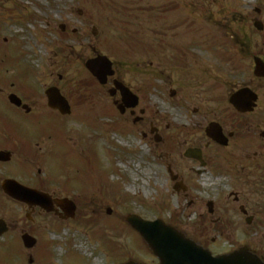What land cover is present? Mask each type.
<instances>
[{
  "label": "rangeland",
  "instance_id": "1",
  "mask_svg": "<svg viewBox=\"0 0 264 264\" xmlns=\"http://www.w3.org/2000/svg\"><path fill=\"white\" fill-rule=\"evenodd\" d=\"M158 1L159 4L161 1L164 2V4H161L160 10L153 9V2H156L154 0H12L11 3H8L7 0H0V40L3 41V37H5L7 38L6 45L15 44L17 47L22 48L26 54L27 52L33 53V56H36L37 65H41L43 68L47 64H55L57 61L69 66L62 74L64 80H69V82L60 81V88L63 89L67 100L72 103L73 113L71 115L73 119L75 118L81 122V119L87 117L86 120L88 121L84 123V125H87L94 120L98 122L100 117L103 119L105 113H108L104 111V109H108L104 108V105L109 104L108 100L101 101L97 99L101 104L99 107V103L94 100L95 98L92 95L93 91L95 93L96 88L83 67L84 61L90 56L89 47L93 46L98 52L111 55L116 64L122 67L121 64L124 63L123 37L126 35L132 39H138L136 31L140 30L143 32L145 39L156 38V36L160 38V35L155 32L163 33L167 30V23L160 20L164 14L169 15L166 20L170 24L173 20L179 21L178 25L167 26L176 32L191 28L196 23L194 17L198 20V23L202 22L201 17L203 14L215 11L220 6L225 8L221 17L226 18L228 16L234 20L231 8H235L233 13L234 10L239 9L247 18V22L242 23L246 27L252 12L249 5L257 3V0H244L240 6H233L227 0ZM179 6L182 9L180 12H178ZM115 7L117 8L114 9ZM78 8L81 9L82 15L77 13ZM184 12L189 15L188 18L191 19V23H180ZM29 14L33 15L34 21L26 25L18 23V21L22 22L21 19ZM159 15L161 16L159 17ZM60 24L66 25L63 33L59 29ZM210 25L211 27L216 26L211 23ZM93 27L97 30L96 36L91 34ZM230 27L231 24L228 28ZM218 28L219 26H216V31L220 32ZM222 28L224 31L227 29L226 25ZM248 28L251 32L250 25L247 26ZM191 30L197 33L202 32V29H198L196 24ZM174 35L177 37L186 36L185 33L181 35L173 33ZM189 36L192 35L189 34ZM195 37L198 38V35ZM245 41L248 40L245 39ZM255 41L257 40H251L249 43ZM172 44L184 46L185 42L174 41ZM200 44L203 45V43ZM199 53H201V56L204 55L203 51ZM25 59L29 60L28 58ZM158 104L161 105V103ZM171 114L173 118H176L173 113ZM63 121L66 123V119H63ZM70 122L62 125L65 141L64 143L59 142L57 146L55 144L57 156L54 157L52 164L55 169L62 166L64 175L69 172L67 165H72L78 171L76 174L79 178L73 179L71 185L74 187L73 190H78L74 192L73 196H81L77 202L79 220L75 222V226L68 225V230L71 233L65 239L62 236L61 238L47 236V239L52 241L53 246L49 249L50 251L48 250V254L45 253L46 250H35L36 257H34V261L37 262L35 261L34 264H113L112 259H114V264H120L125 258L124 256L132 251L131 254L136 257L146 256L145 253L140 254L137 251L142 250L141 243L126 226L123 227L122 220H120L121 216L128 213L137 214L150 221L156 219L155 215H158V211L161 209L160 214L162 217L169 219L172 214L180 212V203L185 202L182 196L171 191L163 161L159 158L160 149H156L159 151L156 153L148 146V140L144 141L146 145V148L143 146L144 149L150 152L149 163L151 168L147 177L143 171L138 170V167L136 168L137 162L140 161L139 153L141 152L137 148V141L139 140L136 137H139L141 132L133 133V136L128 135L130 137L128 142L115 135L112 140V137L109 136L110 144L108 142H98L96 136L94 139L87 136L80 141L81 143L77 148L75 147L77 143H74L77 142L76 138L81 133V128L76 121ZM105 127L104 130L107 131ZM99 144L104 145L103 151L98 150ZM67 147L71 154L60 157L61 152ZM106 150L109 151L108 155ZM55 153L53 154L55 155ZM101 153L105 156L107 162L114 157L117 160H122L126 154H130V159L136 162V164L133 162V172L120 167L118 171L122 175L112 176L113 173L109 167L104 171L106 165L101 159ZM83 157L84 159H82ZM81 166L84 167V172ZM57 172L60 171L57 170ZM72 172L71 168L70 174ZM102 173L105 175L103 176ZM94 174L95 177L93 178L92 175ZM110 180L114 183L113 188L112 184L108 183ZM81 183L85 184L82 185ZM85 185L86 189L84 188ZM98 186L103 193L95 191ZM90 188H92V194L88 192ZM102 196L110 200L105 201ZM88 201L92 202L89 203ZM96 203L100 205L96 207V210H102V212L101 217H99L101 219L97 220L99 224L93 226V224L87 222L84 212L90 211L91 206ZM185 205L187 206V204ZM107 208L112 209L111 216L105 215ZM93 217L89 215L88 219ZM179 218L185 222L187 221L183 217V212H180ZM193 219L194 217L191 218V221ZM188 221L190 220L188 219ZM95 228H98L96 231H101H98V235L102 234V237L110 236L116 239L117 237L121 238L119 237L121 235L124 236L125 240L119 243L121 244L119 247L115 246V243H108L105 247L100 237H96ZM72 234L76 238L73 242ZM81 241L84 243L80 245L79 242ZM8 242L11 246L14 241ZM209 242L210 240L207 241V243ZM10 250L16 264H28L27 257L29 253H26V255L23 253L24 258L22 255L18 257L20 251L17 246H13ZM6 262H8V259L3 257L2 263L8 264ZM14 262H9V264H15Z\"/></svg>",
  "mask_w": 264,
  "mask_h": 264
},
{
  "label": "flooded vegetation",
  "instance_id": "2",
  "mask_svg": "<svg viewBox=\"0 0 264 264\" xmlns=\"http://www.w3.org/2000/svg\"><path fill=\"white\" fill-rule=\"evenodd\" d=\"M164 55L167 57L157 59L161 67V70L158 71L159 77H166L162 79L164 87L167 91L175 92V99L179 94L188 97L180 100L177 104L181 106L193 105L195 114L198 115L201 112L203 118L197 125L200 139L195 147L201 151L204 166L200 167V163L197 162L194 164L198 168V176H204L207 168L216 173L210 176L211 178H215L217 175L221 178L216 199L220 225L215 231V235L220 236L239 225L233 217L237 210L235 200L226 197L225 190L232 192L234 187L239 188V193L237 191L234 193L237 194V199L245 209L250 205V197L253 194H264V135L261 133L264 131V108L259 107V104L264 105V80H250V82H240L228 86L221 82L224 79L220 74L219 77H213L206 81L211 71L216 72V65L208 63L207 68L199 72L198 66L189 65L192 62H184L177 59L176 55L171 57L165 52L161 54L162 57ZM20 78L22 81H26L24 77ZM13 81L14 83L4 87L0 85V151L10 154L8 161L0 162V203L23 209V212L26 213V208L11 198H7L1 187L2 183L9 179L23 185L22 170L25 166L23 155H20L22 147L19 144L18 128L23 125L27 126L29 121L20 119L23 114L21 109H16V106L13 107L8 102L10 96H19L16 88L18 81L14 77ZM0 82L3 80L0 79ZM177 82L179 85L176 84ZM193 85H196L195 88H199V90L193 93L183 92ZM240 88L252 89L257 93V102L259 103L252 114L237 115L235 113L233 115L234 112L232 113L228 108L227 100L230 93ZM22 91L28 92L27 95L31 98L21 100L26 106L29 105L30 110L31 108L35 110L38 103L43 104L42 91L37 93L29 89H22ZM210 122L219 125L226 137L229 136L228 134L232 135V138L228 140V147L225 148L228 156H224L218 148L219 146L202 136ZM34 163L35 160H30L29 165H34ZM40 190H43V187ZM43 191L48 193L46 190ZM48 194L52 199H59L54 193ZM34 213L41 215L37 210ZM47 217L58 219L53 215ZM13 220L11 230L18 234L29 231L27 222H18L14 217ZM258 224L261 229L264 228L263 222Z\"/></svg>",
  "mask_w": 264,
  "mask_h": 264
},
{
  "label": "water",
  "instance_id": "3",
  "mask_svg": "<svg viewBox=\"0 0 264 264\" xmlns=\"http://www.w3.org/2000/svg\"><path fill=\"white\" fill-rule=\"evenodd\" d=\"M158 224H142L138 225V231L141 234L145 235L148 240L149 245L156 251L158 255L162 254H173L177 250L180 249V245L178 244V238L174 235H170L165 233L164 231H160L156 226ZM153 237V238H152ZM217 263L222 262L217 260ZM214 262V263H216Z\"/></svg>",
  "mask_w": 264,
  "mask_h": 264
},
{
  "label": "bare ground",
  "instance_id": "4",
  "mask_svg": "<svg viewBox=\"0 0 264 264\" xmlns=\"http://www.w3.org/2000/svg\"><path fill=\"white\" fill-rule=\"evenodd\" d=\"M146 155H148L147 151H146Z\"/></svg>",
  "mask_w": 264,
  "mask_h": 264
}]
</instances>
